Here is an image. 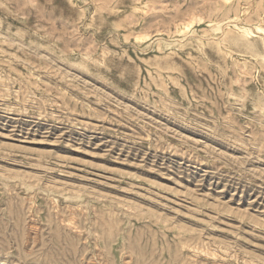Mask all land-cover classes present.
Segmentation results:
<instances>
[{"label": "rangeland", "instance_id": "374dc122", "mask_svg": "<svg viewBox=\"0 0 264 264\" xmlns=\"http://www.w3.org/2000/svg\"><path fill=\"white\" fill-rule=\"evenodd\" d=\"M0 264H264V0H0Z\"/></svg>", "mask_w": 264, "mask_h": 264}]
</instances>
